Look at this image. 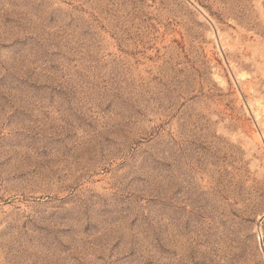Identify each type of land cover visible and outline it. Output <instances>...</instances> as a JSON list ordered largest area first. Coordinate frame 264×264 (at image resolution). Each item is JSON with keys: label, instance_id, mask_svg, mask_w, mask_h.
I'll return each instance as SVG.
<instances>
[{"label": "rangeland", "instance_id": "rangeland-1", "mask_svg": "<svg viewBox=\"0 0 264 264\" xmlns=\"http://www.w3.org/2000/svg\"><path fill=\"white\" fill-rule=\"evenodd\" d=\"M0 264H264V0H0Z\"/></svg>", "mask_w": 264, "mask_h": 264}]
</instances>
